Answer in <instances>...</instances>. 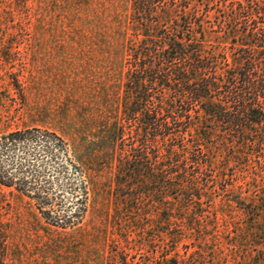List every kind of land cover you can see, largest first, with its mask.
Returning <instances> with one entry per match:
<instances>
[{
	"label": "rangeland",
	"instance_id": "rangeland-1",
	"mask_svg": "<svg viewBox=\"0 0 264 264\" xmlns=\"http://www.w3.org/2000/svg\"><path fill=\"white\" fill-rule=\"evenodd\" d=\"M131 13L132 0H0V137L26 130L55 133L69 150L80 145L86 157L106 160L100 176L84 178L71 171L62 152L38 138L0 152L4 161L28 169L35 191L50 200L41 207L0 184V264H250L236 256L233 243L241 227L264 228V216L251 224V215L228 201L263 194L259 167L239 168L233 178L238 189L227 186L226 193L215 190L203 200L204 217L194 225L199 232L190 236L170 241L153 208L134 215L140 223L134 234L128 214L121 226L116 221L118 144L108 141L100 149L98 137L101 125L123 109L129 38L118 37L115 28ZM82 179L88 180L84 213ZM48 210L51 218L44 215ZM79 212L65 228L57 224Z\"/></svg>",
	"mask_w": 264,
	"mask_h": 264
},
{
	"label": "trees",
	"instance_id": "trees-1",
	"mask_svg": "<svg viewBox=\"0 0 264 264\" xmlns=\"http://www.w3.org/2000/svg\"><path fill=\"white\" fill-rule=\"evenodd\" d=\"M263 17L264 0H132L129 20L118 22L115 34L129 38L123 109L111 124L101 125L98 140L100 149L108 141L118 144L112 195L118 224L130 216V234L140 228L134 215L150 214L151 208L170 241L195 234V220L204 217L203 200L215 190L237 188L233 178L239 168L264 169ZM36 138L62 152L76 174L103 173L102 155L88 158L80 145L69 150L55 133H9L0 137V152ZM1 155L0 184L48 206L50 200L35 191L28 169ZM86 181H80L83 213ZM262 192L228 202L250 214L253 224L264 216ZM43 212L52 217L51 210ZM75 217L80 212L57 224L65 228ZM255 226L241 227L233 251L243 263L264 264V228ZM239 239L247 245L240 246Z\"/></svg>",
	"mask_w": 264,
	"mask_h": 264
}]
</instances>
